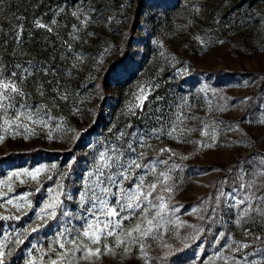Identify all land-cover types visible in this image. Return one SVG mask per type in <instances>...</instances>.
<instances>
[{
	"label": "rangeland",
	"instance_id": "obj_1",
	"mask_svg": "<svg viewBox=\"0 0 264 264\" xmlns=\"http://www.w3.org/2000/svg\"><path fill=\"white\" fill-rule=\"evenodd\" d=\"M140 1L59 0L31 20L26 36L21 30L13 32L10 47L6 45L11 34L1 25L6 12L0 7V65L5 74L24 75L26 102L48 105L55 118L48 127L30 125L35 134L28 139L23 138V129L15 138L0 130L5 137L0 142V244L4 245L0 251L5 252V264L33 260L51 264L56 252L63 251L59 243L71 247L66 242L92 219L91 202L83 194L95 186L100 154L106 152L113 160L120 156L126 163L138 159L146 148L159 153L171 149L169 153L187 157L184 160L202 172L181 187L168 186L171 193L158 189L167 196V208L162 220L157 217L159 227L141 241L143 252L139 244L127 242V253L121 245L115 255L102 254L89 261L77 253L58 264H264V201L256 199L264 196L260 174L264 171V0H161L168 2L166 8L148 2L140 7ZM85 16L90 19L82 24ZM19 24L18 28L26 27ZM33 30L39 32L40 45L28 52ZM128 33L132 36L128 55L138 67L120 89L104 82L103 99L110 105L109 113L114 108L112 118L80 143L82 155L73 154L66 163L41 152L31 155L37 150L69 149L77 130L89 126L88 107L97 97L99 79L105 67L121 56L120 46ZM43 35L63 41L57 44ZM3 55L8 64L3 63ZM16 64L30 74L21 73L13 67ZM182 77H193L191 90L177 87ZM205 125L207 137L202 135ZM173 126L175 138L167 134ZM14 152L27 156L11 161ZM23 169L33 171L36 179L11 175ZM134 169L122 181L124 189L138 182L141 172ZM118 171L104 170L105 176ZM154 179L148 177L149 182ZM112 191L117 192V187ZM245 197L250 199L236 204ZM57 200L62 203L52 217L45 204ZM186 202L191 205L182 210L180 204ZM249 203L260 211L245 215ZM125 225V231L132 226L129 221ZM105 243L114 245L115 239L108 237L92 247L103 253ZM15 254L19 259H14Z\"/></svg>",
	"mask_w": 264,
	"mask_h": 264
},
{
	"label": "snow or ice",
	"instance_id": "obj_2",
	"mask_svg": "<svg viewBox=\"0 0 264 264\" xmlns=\"http://www.w3.org/2000/svg\"><path fill=\"white\" fill-rule=\"evenodd\" d=\"M73 15H76L78 19L80 18L77 12H74ZM89 19V17L85 16L81 20V23L87 24ZM37 23L39 27H45L44 24ZM73 28L74 31H78L75 25ZM48 30L51 31V28ZM13 67L20 69L23 74H30L27 68L19 64ZM24 78V75L17 77L15 71H10L5 74L4 66L0 65V130L15 138V136L21 135L19 129H23V138L28 139L30 134H35L30 125L48 127L49 121L55 118L50 114L51 109L48 105H29L26 102L29 94L24 91L22 86ZM141 92H143L142 89ZM41 95H43V92H41ZM62 98L67 100L66 95H63ZM177 120L182 123L180 117H177ZM176 132L177 127L173 126L167 134L170 137H174ZM180 132L183 134L184 130L180 129ZM202 135L205 137L209 135L207 125H205ZM49 137H51V132H49ZM4 138V135H0V142ZM201 146L212 147L213 145L201 143ZM129 149L135 151L131 148V145H129ZM171 151V149L167 148L160 149L161 153ZM172 155H175V153H172ZM142 156L143 154H139L138 158H142ZM183 159H187V157H183ZM99 161L95 186L94 188H88L83 194L91 202L89 211L92 219L86 221V227H84L82 233L66 242L71 247H66L64 242L59 243V248L63 251L56 252V259H53L51 264H58V262L64 261L68 256L75 257L77 253H79L81 259L89 261L93 257L99 259L102 254L111 253L115 255V248L121 245H125L123 250L127 253L129 250L126 246L127 242L139 244L140 250L143 252L144 244L141 241L150 238L154 228L159 227L157 217H160L161 220L163 219L161 213L167 208V205L164 203V197L159 194L158 189L168 193H171L173 189L167 186V181L171 177L166 172H160L157 175L156 167L159 163L167 164L166 160L151 161L148 164H142L138 162L137 158H133L126 163H122L120 156H116L115 160H113L106 152H102ZM261 162L264 163V160ZM113 167L119 169V171L105 176L104 170L112 169ZM133 167L141 170V174L138 176V182L134 183L130 189H124L122 187V181L127 180L133 174ZM39 172L40 169L35 170V173ZM22 174L36 179L34 172L28 169H23L21 172H13L11 175L18 177ZM260 174L264 175V171ZM150 175L155 177L152 182L148 181ZM113 186L117 187V192L112 191ZM252 186V184L247 185L249 188ZM241 187H245V185H241ZM88 192H91V196H88ZM154 193H156L155 196L153 195ZM109 197L114 199L110 201ZM249 199V197H245L242 200H237L236 204L242 205ZM256 199L264 201V196L256 197ZM154 200L160 203L157 205L153 203ZM61 203L57 200L54 203L45 204V210H48L50 216L55 217L56 210L60 208ZM249 211L259 212L260 209L258 207L253 208L251 203H249L243 212L247 215ZM63 214L67 215L68 213L64 212ZM150 215L151 218H149ZM125 221H129L132 225L127 227V231H125ZM35 230L33 229V231ZM108 237H113L115 244L109 245L105 243L103 245V253L100 247H92L93 245H99L101 240L106 241ZM83 240H86L87 243L80 242ZM18 242L22 243L23 241ZM3 247L4 245L0 244V249ZM51 251L55 252L56 250L52 249ZM4 257L5 252L0 251V264H5ZM29 264H35V261H30ZM69 264H71V261Z\"/></svg>",
	"mask_w": 264,
	"mask_h": 264
},
{
	"label": "trees",
	"instance_id": "obj_3",
	"mask_svg": "<svg viewBox=\"0 0 264 264\" xmlns=\"http://www.w3.org/2000/svg\"><path fill=\"white\" fill-rule=\"evenodd\" d=\"M149 3L150 5L154 7H161L166 8L168 7V2L165 3L161 0H141L140 3ZM56 3H59V0H0V7L1 9H4L6 13H4L3 17L1 18L2 23L1 25L4 30L7 29V32L11 35H7L8 42L7 47L12 46L14 43V36L16 32L21 30V33L23 34V37L27 35L28 25L31 24V20L41 15V13L45 10L46 12L50 11ZM141 7V4H140ZM138 11V10H137ZM13 15V17H18L20 20L15 21L14 18H11L10 15ZM134 21L132 22L133 25L136 20V16L133 17ZM23 23L22 25H25L24 28H18L17 25H20L19 23ZM31 27V26H30ZM32 32V38L29 42L26 44V49L28 52H33L35 48H38L40 45L39 42V32L38 30H33ZM0 32L2 33L3 30L1 29ZM3 34V33H2ZM13 34V35H12ZM44 38H54L55 42L59 44V41H63V39L58 40V37H50V35H43ZM132 39L131 33H128V36L125 38L124 42H122L120 46L121 50V56L112 62H110L103 72V75L101 79H99V90L97 92V97H94L92 104L88 107L89 111V126L85 130H77V139L70 147L69 149L59 150V151H36L30 153L31 155H36L37 153L41 152V154L46 155V158H52V159H59V162H65L69 159L70 156L73 154L76 155H82L80 154L79 145L81 142L85 143L89 140L91 136H93L98 129L101 128V126H104L105 123L109 121V117L112 118L114 112V108H112L111 112L109 113L108 110H110V105L108 106L105 103L104 98V82L108 81L109 83L113 84L117 89L122 88L129 77H131V73H134V70L138 67V65L135 64V62L132 60V57L128 55V44L129 41ZM61 43V42H60ZM3 63L8 64L7 56L3 55ZM233 76V75H230ZM177 87L184 91V89L191 90V88L194 86V80L193 77L189 78H180L177 80ZM103 96V97H102ZM101 97V98H100ZM112 113V114H111ZM141 124V123H140ZM157 149H151L146 148L141 154H143L142 158H138V162L142 164H148L151 161H167V164L159 163L156 167V174L158 175L160 172H166L171 179L167 181V186H173V188L177 186H182L185 182H191V179H193L197 174L202 172V169L193 163H187L184 159H182L179 155L175 154L172 155L169 152L159 153L155 152ZM13 155L14 158H10L11 161H17V159L26 157L27 154H21L18 152H14ZM80 160L82 161V156L80 157ZM80 161V162H81ZM170 170V171H169ZM135 172L140 173V169H134ZM128 186L131 187V184L133 180H129ZM128 188V187H127ZM21 189V187L17 188V192ZM167 196L164 198V201H166ZM155 203V200L153 201ZM157 202V201H156ZM181 209L184 210L186 208H189L191 203H181ZM2 221H0V230L2 227ZM14 259H19L16 254L14 255ZM17 257V258H16ZM182 262V260H181Z\"/></svg>",
	"mask_w": 264,
	"mask_h": 264
}]
</instances>
